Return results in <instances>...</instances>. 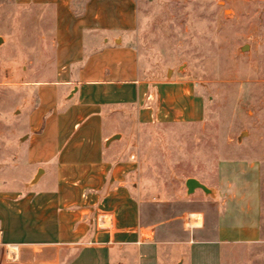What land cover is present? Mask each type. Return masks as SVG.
Instances as JSON below:
<instances>
[{
    "label": "crops",
    "instance_id": "obj_1",
    "mask_svg": "<svg viewBox=\"0 0 264 264\" xmlns=\"http://www.w3.org/2000/svg\"><path fill=\"white\" fill-rule=\"evenodd\" d=\"M0 3L26 22L10 47L20 98L37 100L19 109L32 134L10 154L25 171L0 172L13 180L0 184V264H224L227 248L263 241L259 208L239 195L258 192L253 163L222 161L212 180L186 175L180 194L143 195L128 121L197 123L205 102L184 74L142 73L137 0Z\"/></svg>",
    "mask_w": 264,
    "mask_h": 264
},
{
    "label": "rangeland",
    "instance_id": "obj_2",
    "mask_svg": "<svg viewBox=\"0 0 264 264\" xmlns=\"http://www.w3.org/2000/svg\"><path fill=\"white\" fill-rule=\"evenodd\" d=\"M136 5L142 73L184 74L205 102L204 118L197 123L136 128L128 121L124 136L131 139L138 156L143 195L165 199L180 194L186 175L212 180L222 161L253 163L258 192L242 188L241 206H257L264 222V0H137ZM12 13L17 17L9 22ZM20 14L0 3V172L4 176L25 171L22 162L13 166L10 154L32 134L19 126V109L27 112L37 105L33 89L28 90L29 99L20 98L25 89V83L19 82L23 68L19 59H12L11 41L21 46L24 40L26 22ZM34 27L32 43L39 32L38 25ZM232 175L239 176L235 171ZM11 180L0 178V184L10 185ZM262 237L261 243L227 248L224 264H264V227Z\"/></svg>",
    "mask_w": 264,
    "mask_h": 264
},
{
    "label": "water",
    "instance_id": "obj_3",
    "mask_svg": "<svg viewBox=\"0 0 264 264\" xmlns=\"http://www.w3.org/2000/svg\"><path fill=\"white\" fill-rule=\"evenodd\" d=\"M244 48H245V45L242 46V49H244ZM38 175H39V174H36L35 179L38 177Z\"/></svg>",
    "mask_w": 264,
    "mask_h": 264
}]
</instances>
